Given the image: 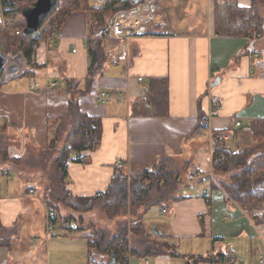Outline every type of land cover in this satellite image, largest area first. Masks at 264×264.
<instances>
[{"label":"crops","instance_id":"0c3cea01","mask_svg":"<svg viewBox=\"0 0 264 264\" xmlns=\"http://www.w3.org/2000/svg\"><path fill=\"white\" fill-rule=\"evenodd\" d=\"M1 1L0 26L4 24ZM94 1L98 5L91 7L95 9L111 3L90 0V4ZM234 3L244 9L255 3L264 10V0ZM166 6L162 21L150 25L145 36L131 40L128 46L110 40L105 75L94 83L90 95L80 99L83 113L102 120L103 137L96 151L83 153L88 157L84 164L72 162L68 167V188L79 197L105 192L116 170L135 175L151 169L166 156L191 160V173L197 174L196 180L204 179L212 166L211 134L232 133L224 145L233 142L237 148L246 137L244 133L249 135V123L264 119V38L252 44L247 36L218 35L213 0H187L185 10H179L180 5L172 2ZM109 15L106 14L108 20ZM88 34L87 13H74L58 34L40 43L36 62L44 67L42 71L34 79L27 78V83L19 88L0 89V126L12 140L10 156L20 158L28 150L46 148L48 120L68 111L63 79L83 80L88 74ZM240 53L243 56L236 60ZM139 78L145 80L148 93H143ZM153 79H168V102L159 101L156 105L150 101ZM102 92L110 94L108 104L98 101ZM154 92L153 98L158 95ZM118 93L125 95L120 102L116 99ZM215 97L223 102L219 112L213 110ZM212 113L211 131H201V122ZM237 122L241 127H234ZM0 179L7 181L6 194L3 183L0 186L3 227H16L18 235L20 231L27 232L37 243V223L44 224L47 235V208L38 189L39 181L28 180L32 183L25 187L26 180L16 174ZM30 190L35 194H30ZM206 193L207 190L200 191L175 203L172 214L158 210L159 216L169 217L168 224L158 227L166 232L167 241L206 237L221 244L229 239L232 242L228 244L238 250L246 246L244 252L248 255L233 254L245 264L256 262L252 261L253 256L261 247L263 252L258 259L264 256V221L256 224L242 208L228 205L221 189L211 191L209 210L203 197ZM243 239L250 243L242 242ZM217 253L224 252L217 249ZM170 261L166 256L156 257V264H171Z\"/></svg>","mask_w":264,"mask_h":264},{"label":"trees","instance_id":"16d2710c","mask_svg":"<svg viewBox=\"0 0 264 264\" xmlns=\"http://www.w3.org/2000/svg\"><path fill=\"white\" fill-rule=\"evenodd\" d=\"M27 1L29 0L1 1L4 24L0 26V54L5 55L10 62H15L11 67L16 68V71L4 74L6 67L4 68L0 74V78H3L0 79V89L19 76L34 79L44 68L36 62L40 43L58 34L67 20L81 11L86 12L89 18L88 74L83 80L69 77L63 79L68 111L62 117L48 120L46 148L28 150L20 158L12 157L9 155L12 140L6 137L4 128L0 126V177L16 174L26 181H39L38 189L41 191L43 204L56 213L54 226L62 224L69 233L84 232L79 224L93 216L96 209L102 210L111 220L121 219L115 230L93 225L90 227L91 232L86 235L89 264H110L112 257L115 258V264H131L130 257L131 260L140 261L150 257H177L179 254L176 242L164 240L163 233L155 235L144 221L155 209L172 214L175 203L190 198L183 192L190 187L188 181H197L189 179L191 160L166 156L151 169L135 175H126L116 170L108 189L91 197H79L68 188L70 163L84 164L88 157L83 153L96 151L102 143V120L83 113L80 99L90 95L94 83L106 73L112 41L106 37L109 26L118 11L134 10L146 0H138V4L133 0H111L102 9L91 7L90 0H65L63 5L58 0L39 31L33 35H26L23 27L19 29L15 25L17 15L24 17V11L34 8L38 3V0H30L31 6L20 8ZM213 1L218 35L247 36L252 44L264 37V14L257 9L255 3L251 8L244 9L237 6L234 0ZM107 13H110L109 20L106 18ZM45 24L48 30L41 37ZM18 30H21L19 35L16 33ZM3 46L5 50L2 49ZM241 56L242 53L238 54L236 60ZM150 86L151 102L156 105L159 101L168 102V79H153ZM154 91L158 93L155 98ZM230 134L232 133L223 132L214 135L218 141L212 150L211 172L198 181L207 179L210 191L221 189L228 203L242 208L252 222L259 224L264 221V218L256 215V211L264 208V119L249 123L252 144L244 149L235 152L225 145H219L220 138ZM203 197L211 210V198L207 193ZM17 236L16 227L5 228L0 220V248L10 250ZM212 242L218 243L215 239ZM213 252L195 262L228 264V259L233 257ZM242 264L245 263L242 261Z\"/></svg>","mask_w":264,"mask_h":264},{"label":"rangeland","instance_id":"374dc122","mask_svg":"<svg viewBox=\"0 0 264 264\" xmlns=\"http://www.w3.org/2000/svg\"><path fill=\"white\" fill-rule=\"evenodd\" d=\"M60 4H65V0H60ZM173 3L175 6L178 7L180 5L179 10H185L187 6V0H158V6H159V11L158 14L160 16L164 17V12L163 9L165 5L167 4V8L170 5V3ZM166 3V4H165ZM91 5L95 6L98 5L95 3V1ZM24 6H31V1H27L26 4L20 5V8H23ZM257 9L264 14V10L261 9L258 5L256 6ZM19 12V11H18ZM110 16V15H109ZM176 21V19H174ZM207 22V21H206ZM202 23V25H201ZM15 25L20 29L21 27L26 29V21L25 18L21 15H17L15 19ZM203 22H200V27L202 28ZM43 33L40 35L43 37L45 32L48 30L47 29V24L44 25ZM40 38V37H39ZM264 38V37H263ZM262 38V39H263ZM2 46V45H1ZM3 50H5V47H2ZM1 49V50H2ZM12 64H15V62H8L6 66V73H11L15 70V68H12L10 71V66ZM3 79V78H0ZM13 80V82H12ZM10 82L5 84L6 88L11 89L12 87L19 88L23 84L27 83V78L19 76L17 78L12 79ZM12 82V83H11ZM246 137L243 138L242 142H240V145L236 146L233 144V142L227 143L228 145H225L226 147L230 148V150L235 151L236 149L240 148H246L247 146L252 144V138L250 135L244 133ZM250 140L251 142L249 143ZM186 181H187V176H185ZM25 181L23 180V183ZM190 183V187L186 189L183 194L186 196H191L194 194L199 193L200 191L203 192L204 190H207V194L209 197L212 195L210 191V185L209 181L206 180H201L196 181L194 183H191V181H188ZM1 183H3V194H6L5 186L7 181L3 180ZM32 182H29L28 180L24 183L25 187L29 186ZM192 184V185H191ZM211 198V197H210ZM228 205H230L228 203ZM48 210V209H47ZM42 212V210H41ZM46 212V211H45ZM158 210L155 209L152 211L151 214H149L146 219H145V224L147 228L150 231H153V229H158L163 234V239L167 240V237L165 236L166 232H162L158 227L161 224H168V218L166 216H159L157 214ZM257 215H263L264 216V208L261 210L256 211ZM96 218H95V217ZM232 217V215H231ZM121 219L117 218L114 220H111L108 218L106 213H104L100 209H96L95 213L91 217H87L81 225L79 224V227L84 229V232H74V233H69L62 224H58L55 226L54 231L50 236H48V239L46 238L47 235L45 234V226L40 225V223H37V239L38 242L35 243L34 239L31 238L32 235L24 231H20L19 235L17 236V240L12 244V248L6 249H0V264H89L88 260V240L86 235L90 234V227L93 225L94 227L98 228H111V229H116L118 226V222ZM88 229V230H86ZM22 237H21V234ZM250 241V240H249ZM248 240L243 239L242 242L248 244L250 243ZM47 242V245L45 244ZM178 246V256L170 259L171 264H207V263H196L195 261L202 258L206 257L207 255L211 254L212 251L213 253H217V249L221 250L222 252L226 254H237L240 253L241 255H248V253L244 252V247L243 249L241 248L238 250L237 247H232L228 243H231L232 241L227 239L225 243H213L211 238H193V239H181L180 241H177V239L172 243H175ZM260 248V247H259ZM260 252H263V248H260ZM238 250V251H237ZM260 252H257L253 256V264H258L259 262V255ZM245 259L244 256H241ZM150 264H156V257H150L148 258ZM147 259V260H148ZM99 262V261H98ZM134 262V261H133ZM134 264V263H133Z\"/></svg>","mask_w":264,"mask_h":264},{"label":"built area","instance_id":"2783aa9c","mask_svg":"<svg viewBox=\"0 0 264 264\" xmlns=\"http://www.w3.org/2000/svg\"><path fill=\"white\" fill-rule=\"evenodd\" d=\"M159 6L157 0H146L143 4L139 7L135 8L134 10H121L118 11L109 26L108 29V37L110 39L123 41L128 46L131 40L140 38L146 35L148 31V27L152 24L160 23L162 21L161 16L158 14ZM17 35L21 33V30H18ZM139 82L143 84V93L149 92V87L145 85V80L143 78H139ZM52 85L50 86V88ZM35 89H38V84H35ZM123 98H125L124 93L117 94V101L120 102ZM110 94L108 92H102L98 96V101L101 104H108L110 102ZM213 110L215 112H219L223 110V102L215 97L212 100ZM213 118V113L204 118L201 122L199 129L201 131H211V120ZM235 128L241 127V123L237 122L234 126ZM229 135H224L220 138L219 145L223 146L224 143L228 140ZM218 139L211 134L210 136V146L213 150V147L217 144ZM196 173H191L189 176L190 180H196L197 178ZM30 194H35L34 190L29 191ZM163 213L167 214L168 211L163 210ZM56 218V213L50 210H47V225H46V232L47 237L54 231V223L53 221ZM131 264H133L132 258H129ZM260 264H264V256L260 257L259 259ZM144 264H150L149 260H144ZM228 264H242V260L239 257H230L228 259Z\"/></svg>","mask_w":264,"mask_h":264},{"label":"water","instance_id":"95a60500","mask_svg":"<svg viewBox=\"0 0 264 264\" xmlns=\"http://www.w3.org/2000/svg\"><path fill=\"white\" fill-rule=\"evenodd\" d=\"M58 0H38L37 5L34 8H30L24 11V18L26 21V35H33L39 31L42 26L44 19L50 13L51 9L55 6ZM121 2H127L129 0H119ZM135 4L138 1L135 0ZM8 64V58L5 55L0 54V74L3 72L4 68ZM12 68L9 69V71ZM16 71V68L14 72ZM155 235H161L162 233L157 229H153ZM115 264V258L112 257L111 263Z\"/></svg>","mask_w":264,"mask_h":264},{"label":"flooded vegetation","instance_id":"af4514ba","mask_svg":"<svg viewBox=\"0 0 264 264\" xmlns=\"http://www.w3.org/2000/svg\"><path fill=\"white\" fill-rule=\"evenodd\" d=\"M134 2H135V0H133ZM138 1V0H137ZM8 62H10V60H8ZM10 68H11V66H10Z\"/></svg>","mask_w":264,"mask_h":264},{"label":"bare ground","instance_id":"6f19581e","mask_svg":"<svg viewBox=\"0 0 264 264\" xmlns=\"http://www.w3.org/2000/svg\"><path fill=\"white\" fill-rule=\"evenodd\" d=\"M122 42H123V41H122ZM122 42H121V43H122ZM121 43H120V44H121ZM125 48H126V47H125ZM127 49H128V47H127ZM122 51H123V50H122Z\"/></svg>","mask_w":264,"mask_h":264}]
</instances>
